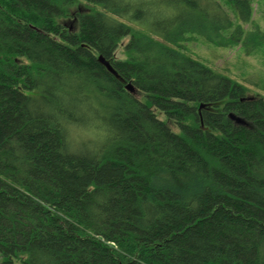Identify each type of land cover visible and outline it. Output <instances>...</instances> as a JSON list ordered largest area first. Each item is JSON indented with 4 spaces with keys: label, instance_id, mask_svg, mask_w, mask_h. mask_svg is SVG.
Wrapping results in <instances>:
<instances>
[{
    "label": "trees",
    "instance_id": "1",
    "mask_svg": "<svg viewBox=\"0 0 264 264\" xmlns=\"http://www.w3.org/2000/svg\"><path fill=\"white\" fill-rule=\"evenodd\" d=\"M199 40L253 0H0V264H264V97Z\"/></svg>",
    "mask_w": 264,
    "mask_h": 264
},
{
    "label": "rangeland",
    "instance_id": "2",
    "mask_svg": "<svg viewBox=\"0 0 264 264\" xmlns=\"http://www.w3.org/2000/svg\"><path fill=\"white\" fill-rule=\"evenodd\" d=\"M253 6L254 24L264 30V0H253ZM188 48L202 63L244 87L248 95L264 97V49L246 54L239 45L219 47L200 40L189 44Z\"/></svg>",
    "mask_w": 264,
    "mask_h": 264
},
{
    "label": "water",
    "instance_id": "3",
    "mask_svg": "<svg viewBox=\"0 0 264 264\" xmlns=\"http://www.w3.org/2000/svg\"><path fill=\"white\" fill-rule=\"evenodd\" d=\"M99 60L114 74H117L115 72V70L112 68V66L110 65V63H108L102 56L99 57ZM126 88L130 91V92H134V87L129 83L127 84ZM204 104H201L200 108L204 107ZM229 117L232 118L233 120L236 121V123L238 124H246L245 120L243 118H241L240 116H237L234 113H230Z\"/></svg>",
    "mask_w": 264,
    "mask_h": 264
}]
</instances>
